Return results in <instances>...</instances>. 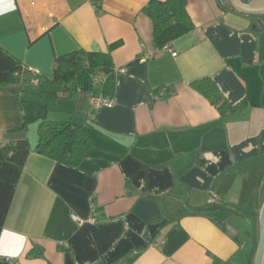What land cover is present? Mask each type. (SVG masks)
I'll return each mask as SVG.
<instances>
[{"label": "crops", "instance_id": "obj_1", "mask_svg": "<svg viewBox=\"0 0 264 264\" xmlns=\"http://www.w3.org/2000/svg\"><path fill=\"white\" fill-rule=\"evenodd\" d=\"M148 2L0 0V47L27 75L49 76L56 57L118 42L110 107L91 106L102 97L96 85L43 104L30 80L20 106L12 86H0V145L26 137L33 149L40 122L67 120L93 143L76 167L30 151L0 233L9 264H253L264 20L230 0H187L190 26L172 22L155 35ZM204 78L239 107L221 115L190 87ZM23 122L25 133L11 131ZM38 249L43 257L28 256Z\"/></svg>", "mask_w": 264, "mask_h": 264}, {"label": "trees", "instance_id": "obj_2", "mask_svg": "<svg viewBox=\"0 0 264 264\" xmlns=\"http://www.w3.org/2000/svg\"><path fill=\"white\" fill-rule=\"evenodd\" d=\"M186 3L187 0H149L143 12L150 18L154 34H159L172 22L190 26ZM117 45L118 42L111 44L106 53L83 54L73 51L56 57L53 72L49 76L27 75L19 60L0 47V86H12L16 103L19 106L26 102L25 99H20L22 85L30 80L37 81V90L43 104L53 103L59 95L73 93L77 90L95 93V85L97 88L99 86V93L102 97L111 98L115 88V74L110 51ZM99 71L103 73L104 78L102 82L98 80L99 83H97L95 76ZM14 85L19 86L20 90L13 87ZM190 87L215 106L221 115L239 107L238 104L230 105L210 78L192 82ZM159 92L160 89L156 90V93ZM171 93L165 90L160 95L168 97ZM93 96L96 97L95 94ZM26 128V123L23 122L11 131L23 134ZM92 147L93 143L82 126L70 120L40 122L37 128V142L33 149L26 137L0 145V233L30 151L33 150L56 162L76 167L87 157ZM28 256L43 257V250H32ZM0 264H9V261L0 258Z\"/></svg>", "mask_w": 264, "mask_h": 264}, {"label": "water", "instance_id": "obj_3", "mask_svg": "<svg viewBox=\"0 0 264 264\" xmlns=\"http://www.w3.org/2000/svg\"><path fill=\"white\" fill-rule=\"evenodd\" d=\"M230 5L238 12L247 16H264V0L243 3L241 0H230ZM258 236L253 256V264H264V201L258 213Z\"/></svg>", "mask_w": 264, "mask_h": 264}, {"label": "built area", "instance_id": "obj_4", "mask_svg": "<svg viewBox=\"0 0 264 264\" xmlns=\"http://www.w3.org/2000/svg\"><path fill=\"white\" fill-rule=\"evenodd\" d=\"M172 56H175V53H172ZM112 104H113V100L111 98L91 96V106L93 108L110 107L112 106ZM87 222L90 224H94L95 223L94 216L92 215L90 218H88Z\"/></svg>", "mask_w": 264, "mask_h": 264}, {"label": "rangeland", "instance_id": "obj_5", "mask_svg": "<svg viewBox=\"0 0 264 264\" xmlns=\"http://www.w3.org/2000/svg\"><path fill=\"white\" fill-rule=\"evenodd\" d=\"M102 76H103V73L102 72H100V71L97 72L96 73V76H95V80L96 81H98V80L100 81L102 79Z\"/></svg>", "mask_w": 264, "mask_h": 264}, {"label": "flooded vegetation", "instance_id": "obj_6", "mask_svg": "<svg viewBox=\"0 0 264 264\" xmlns=\"http://www.w3.org/2000/svg\"><path fill=\"white\" fill-rule=\"evenodd\" d=\"M243 2H244V1H243ZM261 18H262V20H264V16H262Z\"/></svg>", "mask_w": 264, "mask_h": 264}]
</instances>
